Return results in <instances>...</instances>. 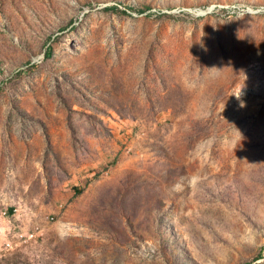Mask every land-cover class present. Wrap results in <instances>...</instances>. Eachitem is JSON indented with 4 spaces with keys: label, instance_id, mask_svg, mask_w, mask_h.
Wrapping results in <instances>:
<instances>
[{
    "label": "rangeland",
    "instance_id": "rangeland-1",
    "mask_svg": "<svg viewBox=\"0 0 264 264\" xmlns=\"http://www.w3.org/2000/svg\"><path fill=\"white\" fill-rule=\"evenodd\" d=\"M0 264H264V0H0Z\"/></svg>",
    "mask_w": 264,
    "mask_h": 264
},
{
    "label": "water",
    "instance_id": "water-1",
    "mask_svg": "<svg viewBox=\"0 0 264 264\" xmlns=\"http://www.w3.org/2000/svg\"><path fill=\"white\" fill-rule=\"evenodd\" d=\"M209 12H210V11H209ZM209 12H208V13H209ZM249 13H250V14H253V12H249ZM206 14H207V13H198L197 16L200 17V16H204V15H206Z\"/></svg>",
    "mask_w": 264,
    "mask_h": 264
},
{
    "label": "trees",
    "instance_id": "trees-1",
    "mask_svg": "<svg viewBox=\"0 0 264 264\" xmlns=\"http://www.w3.org/2000/svg\"><path fill=\"white\" fill-rule=\"evenodd\" d=\"M11 212H13V209L11 210Z\"/></svg>",
    "mask_w": 264,
    "mask_h": 264
}]
</instances>
